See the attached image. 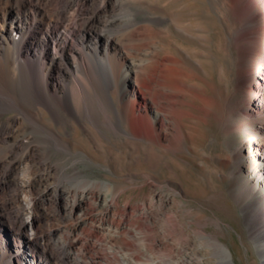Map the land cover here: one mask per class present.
<instances>
[{"label":"rangeland","instance_id":"rangeland-1","mask_svg":"<svg viewBox=\"0 0 264 264\" xmlns=\"http://www.w3.org/2000/svg\"><path fill=\"white\" fill-rule=\"evenodd\" d=\"M251 1L245 10L243 0H0V19L30 29L20 57L0 44V256L23 246L30 264H81L60 246L70 225L88 221L97 251L119 257L101 264H222L215 241L234 264H264V0ZM55 37L70 46L60 72ZM109 42L147 67L170 59L180 73L178 118L153 127L174 136L169 147L118 130L115 90L97 64L113 65ZM31 75L43 105L31 104ZM58 83L76 115L59 106ZM5 98L13 108L3 112ZM73 170L97 184L84 189L82 210L73 205L82 186L61 177ZM19 214L34 261L11 230L8 216Z\"/></svg>","mask_w":264,"mask_h":264},{"label":"bare ground","instance_id":"bare-ground-1","mask_svg":"<svg viewBox=\"0 0 264 264\" xmlns=\"http://www.w3.org/2000/svg\"><path fill=\"white\" fill-rule=\"evenodd\" d=\"M253 3L254 2H252L251 0H243L244 9L246 10L247 8L250 10L251 7L253 6ZM247 12L245 14V17L249 19L252 17L254 18L256 17L253 14V12H249V13ZM4 16L5 15L3 14L0 19L1 20L0 44H4L8 46L9 45L12 46V44H14L16 46V50L14 51V57L15 58L20 57L22 48H25L26 40L28 39L27 36L30 32L29 31L30 29H28L27 26L23 27L22 25H20V23L14 20L13 17L11 18L6 15L7 17L4 18ZM13 34L14 36L18 34L19 38L18 39L13 38ZM41 35H44L40 37L41 44L43 43L44 45L45 44L47 45L49 39V38L47 39L48 34L44 33ZM134 35L135 33L132 32V36ZM55 38L57 39L56 40L53 39V40L55 43L56 50L54 56L52 57L51 65L55 66L56 71L60 72V67H59L61 63L60 60L62 59L66 51L67 53L70 51V46L65 38H58V37ZM114 44L116 43L114 42ZM106 46L108 47L104 46L105 49L103 48L104 49L103 52L106 53L108 49L112 50L114 63L113 65H109V63L107 64V62L103 60L104 58L103 59L99 58L97 64L106 73V75L109 76V78L112 81L113 88L115 90L114 95H116L117 97L116 105H117V116L119 119L118 130H120V132L124 133L126 136H128L131 139L150 141L163 148L169 147L171 142L173 141L174 136L172 135L171 138L164 139L160 137V135H158L157 132L154 131L153 127L155 126L161 127L163 125L164 120H169L171 124L176 122V119L178 118V108L182 104L181 98L185 97L184 91L186 92V90H184L185 83L180 73L174 67L173 62L170 59L164 58L161 61H157L153 65L147 67L146 61L144 60L140 61L139 63L129 60L127 54L124 52L123 48H121L119 45L117 44L113 45V43L109 42V45L106 44ZM26 51L29 52L30 50L26 49ZM128 51L136 52V49L129 47ZM79 67L82 68L81 58H80ZM121 73H123L122 76ZM130 75H132V77H129ZM35 81H36L35 76L31 75L30 83L32 85L31 87L33 88L31 90L29 99L32 105H38V104L43 105L42 101L39 100V98L37 97L38 95H36L37 88L35 87L36 86ZM57 85H54L53 88L56 91H58L57 93H59V95L62 96L59 99V106L62 109L66 110L70 115H76L75 113L76 107L74 105L75 103L68 99L69 95L68 96L66 95L67 92L66 89L63 87V85L61 83H58ZM141 89H143L145 92L144 91L142 92ZM144 94L145 95L147 94L148 98L145 99L143 97ZM155 96L157 97L160 96L163 99L164 98L168 99V100L165 99L166 100L165 103H167L166 106L158 107L155 104L156 102H154L155 98L153 97ZM6 98L1 102V106H2L1 111L3 112L5 108L12 107L11 105L12 103L8 101ZM49 112L52 120L56 121L57 120L56 115L50 110ZM36 124L37 123L35 119L33 121H30L29 123L30 127L33 129L37 128V126H35ZM175 132L179 133L178 130ZM44 141L47 144H51V141L49 139H45ZM61 148L63 151L65 150L67 151L66 146H62ZM61 177L63 180L66 181L75 180V183H77L79 186H82L83 190L82 193L79 195V197L76 196L73 197L74 200L73 205H76L78 209L82 210L81 209V207L83 206L82 194L84 189H86L89 186L97 185V184L94 182H90V180L86 178H82V175L77 170H73L70 174H64L61 172ZM116 206H117V200H116V195L114 194L109 201V207L115 208ZM109 207H105L106 212H108ZM6 214L10 215L11 213L6 212ZM8 219L10 221V225L13 226L11 230L12 232L14 231V236H15L14 238L22 239V240L27 238L26 247L29 251L30 258L32 259V261H34L35 253H36L34 250L35 246L33 242L30 240V238L27 237L26 221L20 216V214L15 217L8 216ZM87 225H88V221L87 222L82 221L81 223L70 225L66 229V232L63 235V240L60 246L62 247V251H63L62 256L68 258L69 254L72 253L74 257H76L78 262L81 264H101V262L107 263L110 262L112 258L114 260L115 259L119 260V257L113 255V257L110 258L108 254L100 253L97 251L98 247H102V243L100 239L95 238L91 235L84 234L83 227ZM109 225H112V223L110 222ZM115 227L118 232L122 230L121 229L122 226L117 222L115 223ZM215 246L216 249L222 255V264H234L229 249L223 247L219 242L216 241H215ZM18 247H16L15 249H19ZM112 250L114 249L112 248ZM24 255L25 254L23 252L21 253L16 251L13 256L12 254H10L8 258H4L3 256H0V264H12V261H9L10 259L13 258L16 259V261H18V259H21V257ZM38 260H41L40 257L38 258Z\"/></svg>","mask_w":264,"mask_h":264},{"label":"water","instance_id":"water-1","mask_svg":"<svg viewBox=\"0 0 264 264\" xmlns=\"http://www.w3.org/2000/svg\"><path fill=\"white\" fill-rule=\"evenodd\" d=\"M22 250H23V246H21L20 249L12 248V256L14 255V253H15L16 251L22 253ZM23 257H24V256H23ZM22 260H23L24 262H21V263H19V264H30V263H29V260H28L27 257H26V258L24 257ZM12 264H14V263H13V259H12Z\"/></svg>","mask_w":264,"mask_h":264}]
</instances>
